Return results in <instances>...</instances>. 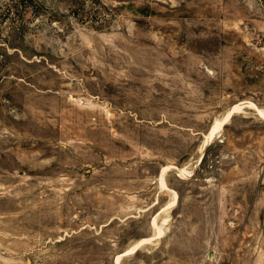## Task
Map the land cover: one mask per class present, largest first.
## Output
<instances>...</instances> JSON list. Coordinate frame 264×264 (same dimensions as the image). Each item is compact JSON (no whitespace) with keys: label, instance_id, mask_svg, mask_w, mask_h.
Segmentation results:
<instances>
[{"label":"rangeland","instance_id":"374dc122","mask_svg":"<svg viewBox=\"0 0 264 264\" xmlns=\"http://www.w3.org/2000/svg\"><path fill=\"white\" fill-rule=\"evenodd\" d=\"M258 109L264 0H0V264H264Z\"/></svg>","mask_w":264,"mask_h":264},{"label":"bare ground","instance_id":"6f19581e","mask_svg":"<svg viewBox=\"0 0 264 264\" xmlns=\"http://www.w3.org/2000/svg\"><path fill=\"white\" fill-rule=\"evenodd\" d=\"M238 106H234L232 109H230L227 113H226V115H225V118L227 119L230 115H231V113H232V111H233V109H235V108H237ZM238 111V110H237ZM258 112H259V114H261V117L262 116H264V110H261V109H258ZM228 120V119H227ZM222 122V121H221ZM221 125V123H214L212 126H211V128L209 129V131L207 132V134L205 135V138L203 139V140H207L208 138H210L212 135H213V133L216 131V129H218L219 128V126ZM205 143H207V142H205ZM204 144V143H203ZM206 145V144H205ZM203 148V147H202ZM168 168V167H167ZM181 173V172H180ZM167 204V203H166ZM160 231V230H159ZM138 240V239H137ZM146 240V238H141L140 240H138V241H136V243H134L131 247H129L128 249H126L123 253L121 252L120 254H118L117 256H116V258H115V262L118 264V262H119V259L121 258V256H123V255H125V254H127L128 252H130V251H132L133 249H135V248H137L140 244H143V242Z\"/></svg>","mask_w":264,"mask_h":264}]
</instances>
